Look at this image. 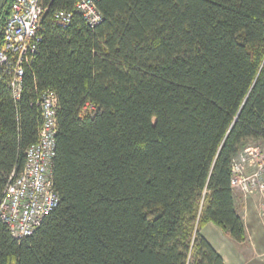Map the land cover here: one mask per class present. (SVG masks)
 I'll list each match as a JSON object with an SVG mask.
<instances>
[{
  "label": "trees",
  "instance_id": "16d2710c",
  "mask_svg": "<svg viewBox=\"0 0 264 264\" xmlns=\"http://www.w3.org/2000/svg\"><path fill=\"white\" fill-rule=\"evenodd\" d=\"M46 2L19 96L0 73V200L49 91L58 204L26 239L0 218V264H226L202 230L247 241L231 164L264 140V0H98L95 27Z\"/></svg>",
  "mask_w": 264,
  "mask_h": 264
},
{
  "label": "built area",
  "instance_id": "2783aa9c",
  "mask_svg": "<svg viewBox=\"0 0 264 264\" xmlns=\"http://www.w3.org/2000/svg\"><path fill=\"white\" fill-rule=\"evenodd\" d=\"M96 1L98 0H78L74 9L91 27L99 25L103 20L102 14L97 11ZM49 8L46 0H14L4 20L0 73L10 76L9 86L17 96L23 91L25 68L37 52L42 22L49 13ZM73 16L72 11L61 9L52 13L53 21L64 28L71 24ZM40 104L45 120L40 143L28 149L25 171L11 175L0 200V217L11 236L16 239L31 236L57 204V197L52 189L53 179L48 175L50 159L55 150L56 110L59 105L57 95L46 91L40 98ZM251 156L262 160L264 166V150H253ZM241 169L240 164L234 167L237 172ZM234 184L241 187V191L247 195L260 196L264 218V176L255 178L253 188L247 178H238Z\"/></svg>",
  "mask_w": 264,
  "mask_h": 264
},
{
  "label": "crops",
  "instance_id": "0c3cea01",
  "mask_svg": "<svg viewBox=\"0 0 264 264\" xmlns=\"http://www.w3.org/2000/svg\"><path fill=\"white\" fill-rule=\"evenodd\" d=\"M235 197V206L247 233L246 243L241 244L225 236L213 223L205 225L202 234L226 264H264V218L261 216L260 199L239 192H235Z\"/></svg>",
  "mask_w": 264,
  "mask_h": 264
},
{
  "label": "bare ground",
  "instance_id": "6f19581e",
  "mask_svg": "<svg viewBox=\"0 0 264 264\" xmlns=\"http://www.w3.org/2000/svg\"><path fill=\"white\" fill-rule=\"evenodd\" d=\"M41 110H42V113H43V121H44V124H45L44 111L42 109V106H41ZM43 129H45L44 126H43ZM42 132H43V130H42ZM40 139H41V137H40ZM40 139H39V142L36 145H33L31 147L37 146L40 143ZM54 145H55V141H54ZM256 149L261 150V151L264 150V140L262 142H257V144L255 146L245 147V149L242 152H240L232 160V164H231V187H232V189L235 192H239V193H241L244 196L258 197L260 199V211H261V198H260V196H258V195H247L243 191H241L242 190L241 187H237L234 184V181L236 179H238V178L239 179H241V178H247L250 187L253 188V181L255 180V178H257L258 176H264L263 161L262 160H258L254 156H251V152L253 150H256ZM53 157H54V153H53V156L50 159L49 171H48V175L49 176H51V172H52V168H51L52 164H51V162H52ZM236 164H240L242 166V169L239 170L238 172L234 170V167H235ZM26 166H27V163H26ZM25 169H24V171H25ZM51 178H52V176H51ZM52 189H53V186H52ZM53 193L55 194L54 190H53ZM43 194H44V192L41 193V195H43ZM55 196H56V194H55ZM57 204H58V197H57ZM57 204H56V206H57ZM261 215L263 217V214L262 213H261ZM18 239H20V238H18Z\"/></svg>",
  "mask_w": 264,
  "mask_h": 264
},
{
  "label": "water",
  "instance_id": "95a60500",
  "mask_svg": "<svg viewBox=\"0 0 264 264\" xmlns=\"http://www.w3.org/2000/svg\"><path fill=\"white\" fill-rule=\"evenodd\" d=\"M7 0H0V15H1V11L3 10V8H4V5H5V2H6Z\"/></svg>",
  "mask_w": 264,
  "mask_h": 264
},
{
  "label": "rangeland",
  "instance_id": "374dc122",
  "mask_svg": "<svg viewBox=\"0 0 264 264\" xmlns=\"http://www.w3.org/2000/svg\"><path fill=\"white\" fill-rule=\"evenodd\" d=\"M256 144L257 142H247L246 147L255 146Z\"/></svg>",
  "mask_w": 264,
  "mask_h": 264
}]
</instances>
